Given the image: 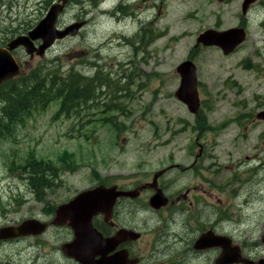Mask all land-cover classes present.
Wrapping results in <instances>:
<instances>
[{
  "label": "rangeland",
  "instance_id": "rangeland-1",
  "mask_svg": "<svg viewBox=\"0 0 264 264\" xmlns=\"http://www.w3.org/2000/svg\"><path fill=\"white\" fill-rule=\"evenodd\" d=\"M55 1L0 0V46L32 29ZM84 1L68 3L59 19L61 28L80 21ZM114 1L91 8L93 22L78 35L57 40L43 57L30 58L23 48L15 52L24 71L44 66L47 72L59 67L65 73L79 71L86 79L98 75L102 85L96 84L97 99L84 107L81 119L82 114L72 118L57 116L60 103L53 102L12 135L0 139V227L17 225L27 218L48 219L42 217L47 213L46 200L59 204L89 186L96 169L102 179L107 170L116 166L119 148L130 150L121 159L131 170L137 169L141 158L150 159L144 167L152 170L172 162L188 166L200 148L196 147L191 156V149H186L187 138H192L195 148L198 137L200 143L207 144L204 165L209 170L194 175L189 170L174 169L166 175L164 184L172 197L198 185L203 193L196 190L190 197L202 199V212L194 219L190 209L186 210L189 219L181 223L182 211H172L178 206L166 209L165 215L173 214L180 224L169 223L161 238L170 240L180 233L175 245L188 256L183 255L186 260L181 264H209V255L198 254L192 248L194 238L209 228L232 237L245 256L256 260L264 257V121L256 119V113L264 109V50L259 53L264 49V7L253 9L246 41L225 55L217 46L200 43L196 47L197 39L210 29L219 11L227 18L224 28L235 25L242 16L240 0H230L222 6H218L221 0L133 3L135 12L143 10L141 17L150 19L144 22L141 34L139 24L126 21L118 25L109 12L103 11L110 10ZM116 35L127 39L122 41ZM193 54L196 58H192ZM186 59H193L198 66L202 99L199 117L175 96L181 82L177 67ZM114 82L124 88L117 106L113 100ZM207 117L210 130H202L206 124L198 127V123ZM110 119L115 124L108 122ZM136 133L145 140L159 133V139L152 140L159 149L135 155L132 147L123 143V136L133 139ZM170 133L183 136L172 138ZM29 161L49 162L51 171H56L47 175L51 190L36 191L31 185ZM42 196L45 199H39ZM139 215L153 227L161 223L145 209ZM65 235L53 229L37 237L1 240L0 264H41L43 257L49 260L52 247ZM185 247L191 252L185 253ZM219 252L220 248L210 249V264H215ZM54 264H59L56 259Z\"/></svg>",
  "mask_w": 264,
  "mask_h": 264
},
{
  "label": "flooded vegetation",
  "instance_id": "flooded-vegetation-1",
  "mask_svg": "<svg viewBox=\"0 0 264 264\" xmlns=\"http://www.w3.org/2000/svg\"><path fill=\"white\" fill-rule=\"evenodd\" d=\"M71 1V0H69ZM112 0H85L83 6L80 11V20L85 22V25L90 24L93 20L90 18L91 8H96L99 4L104 3L108 4ZM143 0H115L112 3L111 9H104L103 11H107L110 13V18L114 20V22L124 23L126 21H130L133 23H137L140 25V34L144 28V22H149V18H142L141 12L143 10H139L135 12L134 8H132L133 3L136 5L140 4ZM246 0H240V7L242 11V16L239 15V19L235 25L228 26L226 28L223 27V24L227 21L225 17V13L219 11L216 15V19L210 27V30L213 31H223L228 28L233 27H242L246 31V39L249 36L248 32V23L250 21L251 15L253 13V9L257 6L259 8L264 7V0H254L251 2L247 8V11H243V4ZM212 3H216L211 0ZM230 0H221V3L218 6H222L223 4H228ZM148 7L151 4L147 5ZM153 6H160V4L154 3ZM90 7V9H88ZM212 15L213 13L210 12ZM120 16V17H119ZM148 20V21H147ZM93 22V21H92ZM262 25L263 22L261 23ZM139 34V35H140ZM117 39H122L126 41L127 37L123 35H116ZM245 39V41H246ZM244 41V42H245ZM243 42V43H244ZM242 43V44H243ZM210 46L219 47L225 55H228L238 48L241 47V44L234 49L232 52L226 54L222 47L218 45L211 44ZM198 47V45H196ZM262 49L260 50V54H262ZM192 58H196V55L193 54ZM193 60V59H192ZM194 61V60H193ZM195 62V61H194ZM181 78V77H180ZM200 82V81H199ZM181 84V82H180ZM115 94L113 96V100L116 102V106L119 103V98L121 97L124 88H122L119 84L114 82ZM200 85V83H199ZM202 106V105H201ZM264 110V109H262ZM260 110V111H262ZM258 111L256 113V119ZM201 113V109L196 117H199ZM203 127L202 130H210V119L207 117L206 119H202L198 123V127ZM197 126V122H195ZM135 138L131 139L130 136H123V143L125 146L130 145L132 148V152L137 156H141L142 153L151 154L154 153L158 148V145H154L152 140H157L160 137L159 133L153 134L152 140H145L141 136L142 134L136 133L133 134ZM178 136H183L181 133H170L169 137L175 138ZM170 140V139H169ZM189 141L186 144V149H191V156L195 155L196 147L200 148L199 153L195 155V160L191 165L183 166L181 164H177L172 162L169 166L161 167L156 170L145 168L144 165L150 164V159L141 158L137 162V169L131 170L130 166H126L123 163L122 155H128L130 150L127 148H119L120 152L118 158L115 159L113 166L105 173V176L101 179V175L98 174L99 169H96L95 176L93 177L92 183L77 191L73 195H70L65 200L61 201L59 204H52L49 200H46L47 205V213L42 217H47L48 219L38 218L46 223H48L47 229L38 235H34V237L45 234L47 231H52L53 229L61 230L65 235L62 241L52 247V251L48 254L49 260H46L43 257V261L41 264H54V259L57 260L59 264H181V260H186L188 256L184 255L183 250L182 253L186 257L180 253V250L175 245L176 240H180V233L177 232L175 237L170 240H163L161 238V233L165 227L172 223L174 226L180 224V222L170 214L171 216L165 215L166 209H172L174 206H178L179 208L173 209L172 211L181 212L184 215L182 218V222L184 223L189 219L188 215L185 214L186 210L191 211L190 217L192 216L194 219H198L201 214L200 209V200L201 198H191L190 195L194 194V191L202 192L198 185L193 187V190L187 189L185 193L181 196L172 197V193L168 192V187L164 184V180L166 175L174 170L178 169L179 171H191L194 175H198L199 172H203L205 170H209V166L204 165V160L208 158V154L206 152L207 144L200 143L199 138H195V148L192 146L193 140L192 138H187ZM144 146H149V148H142ZM206 153V154H205ZM161 161H165V158H162ZM121 168H124L121 170ZM208 168V169H207ZM53 170L50 166L49 171L45 174L46 184L41 186V191H49L53 188L50 178L47 177L49 173L55 174L56 171ZM192 175V178L193 176ZM101 179V181H100ZM48 182V183H47ZM104 185L106 187H116L119 191H129L136 192V196L130 195H120L116 199V202L113 206L112 213L108 216L105 213L98 212L92 217V225L97 230L94 233L92 231V226L86 224L82 230V238H81V258L83 261L78 260L75 256L71 255L70 250H65V245H69L76 239L75 229L73 228L70 219H66L62 224L53 223L54 218L56 217L57 210L60 205L70 202L74 199L79 193L85 190L93 189L98 186ZM162 191L166 196L168 202L165 206L162 207H154L151 205V198L158 192ZM196 192V193H197ZM203 193V192H202ZM46 192H43L45 195ZM196 195V194H195ZM44 198L43 196L39 199ZM45 199V198H44ZM43 199V200H44ZM146 210L156 215L158 219L161 221L160 224L156 226H152L146 221H143L145 218L140 217L139 213L141 210ZM84 212H87L84 210ZM79 216V215H78ZM36 218V217H33ZM186 225V223H185ZM210 231L209 229H203L200 234L194 238L192 243V248L198 254H203L207 257V262L210 264V248L198 249L195 247V242L202 235ZM130 232H135L139 234L137 237H134V234ZM218 234V233H217ZM222 236H228L223 234H218ZM29 237V236H26ZM232 238V237H231ZM14 239V240H18ZM234 246L238 247L245 258L251 259L259 264L261 259H252L249 256H245L242 252V248L238 243H235L233 240ZM70 247V246H69ZM191 252L188 247H185V253ZM222 253V249L220 248V252L215 258L216 260ZM40 258V255L37 256L36 260ZM136 261V263L134 262ZM201 264H205L201 261ZM240 264V263H239ZM242 264V263H241Z\"/></svg>",
  "mask_w": 264,
  "mask_h": 264
},
{
  "label": "water",
  "instance_id": "water-1",
  "mask_svg": "<svg viewBox=\"0 0 264 264\" xmlns=\"http://www.w3.org/2000/svg\"><path fill=\"white\" fill-rule=\"evenodd\" d=\"M254 0H246L243 4V11L246 12L249 4ZM69 0H58L49 8L47 14L39 23L26 34H20L12 38L6 46H0V85L4 81L18 76L21 72L20 62L12 51L23 47L25 52L31 57L35 54L43 56L57 40L64 39L70 35H78L84 21H74L71 24L61 28L57 22L59 15L65 10ZM42 40L38 46L36 40ZM246 39V31L242 27L228 28L223 31H213L207 29L199 34L197 45H218L222 47L226 54L232 52ZM177 72L181 76V84L176 90L175 96L183 102L188 110L197 115L201 109L202 99L199 90L198 68L192 59L185 60L177 67ZM259 119L264 120V110L257 115ZM120 195L136 196V192L119 191L116 187H106L104 185L93 189L85 190L79 193L70 202L62 204L57 210L53 223L62 224L66 219H70L75 229L76 239L69 245H65V250H70L71 255L78 260L81 258V230L88 224L92 226V231L97 230L92 225V217L98 212L112 213L116 199ZM168 202L162 191H158L151 198V205L162 207ZM86 210L87 212H84ZM79 215V216H78ZM48 227V223L38 218H27L17 225L0 227V241L10 240L26 236H34L43 233ZM98 233V232H97ZM137 237L139 234L130 232ZM70 246V247H69ZM195 247L203 248H221L222 253L216 260V264H257L255 261L245 258L240 249L234 246L233 240L229 236L217 235L213 229L202 234L195 242ZM136 263V261L134 260ZM264 264V259L259 261Z\"/></svg>",
  "mask_w": 264,
  "mask_h": 264
},
{
  "label": "trees",
  "instance_id": "trees-1",
  "mask_svg": "<svg viewBox=\"0 0 264 264\" xmlns=\"http://www.w3.org/2000/svg\"><path fill=\"white\" fill-rule=\"evenodd\" d=\"M44 68L38 66L0 86V139L12 135L19 126L25 125L38 111H45L53 102L60 103L57 116L72 118L80 116L84 107L97 99L96 84L99 82V87L102 85L98 75L86 79L79 71L65 73L56 67L45 72ZM82 117L84 114L78 119ZM110 121L115 124L113 119ZM48 164L43 161L27 163L31 167L29 179L36 191H41V186L46 184Z\"/></svg>",
  "mask_w": 264,
  "mask_h": 264
},
{
  "label": "bare ground",
  "instance_id": "bare-ground-1",
  "mask_svg": "<svg viewBox=\"0 0 264 264\" xmlns=\"http://www.w3.org/2000/svg\"><path fill=\"white\" fill-rule=\"evenodd\" d=\"M76 1H78V0H76ZM120 17V16H119ZM100 99V98H99Z\"/></svg>",
  "mask_w": 264,
  "mask_h": 264
}]
</instances>
